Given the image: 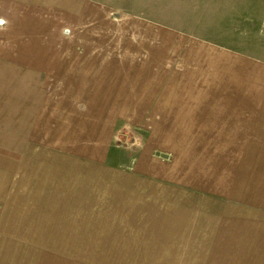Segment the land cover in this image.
I'll return each mask as SVG.
<instances>
[{"label": "crops", "instance_id": "1", "mask_svg": "<svg viewBox=\"0 0 264 264\" xmlns=\"http://www.w3.org/2000/svg\"><path fill=\"white\" fill-rule=\"evenodd\" d=\"M145 2L0 0V242L97 240L142 250L146 263L264 264V223L224 213L209 223L187 176L148 157L215 120L218 149L254 174L264 168V96L209 97L197 62L208 50L161 46L167 28L143 14ZM175 56L197 63L176 68ZM127 129L144 136L136 154L115 144Z\"/></svg>", "mask_w": 264, "mask_h": 264}, {"label": "rangeland", "instance_id": "2", "mask_svg": "<svg viewBox=\"0 0 264 264\" xmlns=\"http://www.w3.org/2000/svg\"><path fill=\"white\" fill-rule=\"evenodd\" d=\"M145 1L151 6L142 9L143 14L168 29L161 28L169 34L167 43L161 46L208 50L206 61L203 58L197 62L207 64L199 71V82L207 86L209 97L264 96V0ZM174 59L172 66L176 68L183 63L196 62L193 56H175ZM208 123L213 128L209 127L202 134L200 130H193L197 135H192L187 145L170 146L173 149L166 151L150 148L148 157L164 159L170 165V174L187 176L190 183L186 185V191L191 195V206L205 209L209 223L222 213L228 222L264 223V168L256 167L254 174L247 177V169L237 167L238 161L232 157V152L218 149L223 143L217 142H222V138L214 126L216 121L209 120ZM134 131L127 129L115 135L117 147L135 154L144 147V136L136 135ZM74 138L80 143L88 139L85 136ZM235 138H238L234 140L237 143L244 137ZM63 139L65 144L72 140L68 136ZM232 140V137H225L224 142L231 144ZM80 156L82 159V154ZM42 235L43 243H56L55 234L44 232ZM27 236L28 239L36 238L34 225ZM57 243L61 246L12 248L0 242V264H153L142 262L149 258L143 257V251L137 248L105 246L97 240L90 242L94 246H87L89 241L66 238ZM89 259L99 262H75ZM103 260L107 262H101Z\"/></svg>", "mask_w": 264, "mask_h": 264}]
</instances>
